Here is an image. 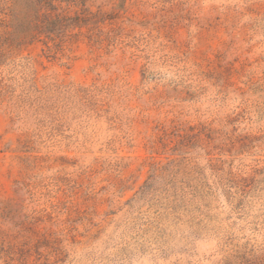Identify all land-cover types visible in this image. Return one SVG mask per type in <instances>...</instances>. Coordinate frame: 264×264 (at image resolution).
<instances>
[{
  "label": "rangeland",
  "instance_id": "374dc122",
  "mask_svg": "<svg viewBox=\"0 0 264 264\" xmlns=\"http://www.w3.org/2000/svg\"><path fill=\"white\" fill-rule=\"evenodd\" d=\"M0 264H264V0H0Z\"/></svg>",
  "mask_w": 264,
  "mask_h": 264
}]
</instances>
